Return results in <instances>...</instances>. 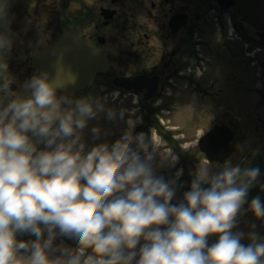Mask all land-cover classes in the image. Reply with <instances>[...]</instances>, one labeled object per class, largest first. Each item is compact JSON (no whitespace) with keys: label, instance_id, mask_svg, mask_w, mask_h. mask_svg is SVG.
<instances>
[{"label":"clouds","instance_id":"obj_1","mask_svg":"<svg viewBox=\"0 0 264 264\" xmlns=\"http://www.w3.org/2000/svg\"><path fill=\"white\" fill-rule=\"evenodd\" d=\"M9 3L0 52L13 43ZM118 96L66 93L45 71L19 91L0 84V264H264V169L166 174L174 163L156 159Z\"/></svg>","mask_w":264,"mask_h":264},{"label":"flooded vegetation","instance_id":"obj_2","mask_svg":"<svg viewBox=\"0 0 264 264\" xmlns=\"http://www.w3.org/2000/svg\"><path fill=\"white\" fill-rule=\"evenodd\" d=\"M241 2L242 0H10L8 15L12 40L14 37L16 41L23 38L22 28L26 32L44 28L43 38L53 41L41 45L37 50L53 43L63 32L76 30L89 43L105 52L109 68L97 72L93 82L99 76L110 78L109 85L117 89L119 94L121 91L124 96L131 94V107L135 110V115L141 118V123L135 130L143 131L146 139L152 130L165 138L167 143L171 141L172 150L177 151L179 148L172 136H178L180 132L167 133L163 129L164 120L159 115V111H162L161 102L163 98H169L170 93L174 101L185 103L191 97L190 93H194L193 90L197 88L203 91L205 105L210 108L209 114L218 116L211 127L221 125L229 128L235 140L240 131L236 124L243 123L242 117L237 116L236 112L244 106L246 114H251L260 104H264L263 83L258 86L251 81L243 89L240 86L244 80L243 77L239 79L242 73L252 74L258 69L264 71V32L244 19ZM234 43L242 45V55L234 54ZM226 45L232 48L228 50V55L223 56L221 50ZM215 47L220 49V59L213 66L212 54ZM236 62L239 67H236ZM226 64L230 66L228 86L232 88L216 91L215 74L209 77L208 72L218 71L220 74ZM33 67L38 73L34 63ZM2 75L0 84H3ZM23 76L21 70L18 79L6 82H14L18 91V82ZM116 77L132 79L129 87L140 77H145V80L155 79L160 91L156 89L152 94L148 92L145 95L136 92L134 87L119 88L113 83ZM169 81H172L171 85ZM93 82L74 95L78 96L80 92L82 95H89ZM244 82L246 83L245 80ZM224 94L235 103L217 105L218 97ZM245 95L247 100L241 97ZM236 96L240 99H233ZM219 108L220 114L217 112Z\"/></svg>","mask_w":264,"mask_h":264},{"label":"rangeland","instance_id":"obj_3","mask_svg":"<svg viewBox=\"0 0 264 264\" xmlns=\"http://www.w3.org/2000/svg\"><path fill=\"white\" fill-rule=\"evenodd\" d=\"M43 29V27L35 28L34 32H26V29L22 28V30L24 31L23 38H18V40L16 41V38L14 37L12 40L14 43L12 44L13 48L7 52H0V77L1 74H3V84L7 83L6 81L8 80H13L15 78L18 79V75L22 70L24 76L22 77V79H20L21 81L19 80L18 82V87H20L21 83L26 78H28L31 74L37 72V70L33 67V55L35 54L37 48H39L41 45L53 41V39L51 40L47 37L43 38V36H45ZM91 30L92 29L90 28V31ZM234 46L235 48H232L230 45H226V48L221 50L223 56H226V54L228 55V50H230L231 48L234 49V54L242 55V45L240 43H234ZM219 50L220 49L217 50V48L215 47V51L212 54L213 66L218 64V60L220 59ZM235 65L236 67H239V63L236 62ZM225 68L220 74L218 73V71H215L217 73H215L214 71L208 72L209 77L215 74L216 87L214 89H216V91H218V89L232 88V86H228V84L230 83L228 76L230 75V66L226 64ZM201 77H204V75H202ZM241 77H243V79L246 81L245 83L243 80V82L241 83L242 85L240 86L242 89L245 84H247V86L250 85L251 81L256 85L258 84V86L261 83L264 84V71L261 69H258L257 72H254L252 74L245 73L244 75V73H242L239 76V79ZM109 79L101 76L97 77V79L93 82V89L88 94L103 95L111 92L114 88L109 85ZM169 84L171 85L172 81H169ZM169 89L171 91V88ZM193 91L194 93H190L191 97H189V100L187 102L185 101V103H178L174 101L171 93L168 96L169 98L161 97L163 98V101L161 102L162 111H159V115L164 120L163 125L165 126V128L163 129L167 133H169L168 131L180 132L178 136H172L174 138L173 140L177 142L179 150H172V147L170 145L171 141L167 143L165 138H163L159 134H156L152 130L147 135V140L155 149L156 159L159 161H163L166 164H168L169 162L174 163V167H165L163 171L166 174H170L177 167L183 168V176L181 177V179L184 181L190 179L198 166L205 164L210 165L207 162L205 155L199 150L198 140L201 135L209 130L215 119L217 120L218 117L214 114H209L208 111L210 108L205 105L206 102L204 100V92L197 88ZM164 95L166 94L164 93ZM78 96H82V92H80ZM241 97L243 98V100H247L246 95L244 97ZM132 98L133 97L131 94L124 96L121 91L116 102L119 107L125 110H133V108L131 107V105H133ZM218 98L219 99L216 102L217 105H229L231 103H235V101L228 99V96L225 94ZM233 99H240V97L236 96ZM166 101L168 102L165 103ZM220 109L221 108H219V110L217 111L218 113ZM213 110H215V108H213ZM237 112L236 115L242 117L243 123L236 124V127H238V129L240 130L239 133H237L238 139L236 140V149L233 156L228 160V162L222 165H231L236 163L243 164L250 151L253 150L255 145L261 142L262 137H264V104H260L258 108L251 114H246L244 106L242 109H240V111ZM101 123L103 124L104 122L102 121ZM181 126H183L184 128L179 129V127ZM119 131L120 129L117 126H110L107 139H111L119 135ZM245 207H247V205H245ZM239 219L240 224L238 225V227L247 231L248 223L251 222L254 218L250 213H245ZM255 223L256 230L261 234H264V220H255ZM212 239H214V237H212ZM242 242L247 243V240H244Z\"/></svg>","mask_w":264,"mask_h":264},{"label":"water","instance_id":"obj_4","mask_svg":"<svg viewBox=\"0 0 264 264\" xmlns=\"http://www.w3.org/2000/svg\"><path fill=\"white\" fill-rule=\"evenodd\" d=\"M241 13L245 20L264 32V0H242ZM33 61L38 67V72H47L53 80L63 85L64 92L73 95L77 90L87 86L97 72L109 68L105 52L95 44L89 43L76 30H67L53 43L38 49ZM131 80L126 77H116L113 82L120 87H134L136 92L145 95L148 92L152 94L158 88L155 79L145 80V77H140L129 87ZM8 84L13 91L16 89L14 82ZM199 148L209 163L213 164L215 161L222 164L234 152L235 140L227 127L216 125L200 138ZM252 165L264 169V140L250 152L243 166ZM255 193L256 189L253 188L251 194Z\"/></svg>","mask_w":264,"mask_h":264}]
</instances>
